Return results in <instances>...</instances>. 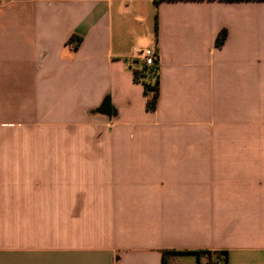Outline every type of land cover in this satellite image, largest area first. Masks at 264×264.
Segmentation results:
<instances>
[{"label": "crops", "instance_id": "0c3cea01", "mask_svg": "<svg viewBox=\"0 0 264 264\" xmlns=\"http://www.w3.org/2000/svg\"><path fill=\"white\" fill-rule=\"evenodd\" d=\"M165 250L264 264V0H0V264Z\"/></svg>", "mask_w": 264, "mask_h": 264}, {"label": "trees", "instance_id": "16d2710c", "mask_svg": "<svg viewBox=\"0 0 264 264\" xmlns=\"http://www.w3.org/2000/svg\"><path fill=\"white\" fill-rule=\"evenodd\" d=\"M157 32V31H156ZM157 36V34H156ZM227 38V32L222 30L216 40L217 48H222ZM69 44L75 43L74 48H78L81 38L73 36L68 41ZM134 80L141 83L144 87L145 94L148 96V110H155L159 100V63L154 67L147 68L141 65V68L134 72ZM182 254H194L198 258L199 264H217L223 262L228 264V253L225 251H197V252H177L165 250L163 251V264H166L168 257Z\"/></svg>", "mask_w": 264, "mask_h": 264}, {"label": "built area", "instance_id": "2783aa9c", "mask_svg": "<svg viewBox=\"0 0 264 264\" xmlns=\"http://www.w3.org/2000/svg\"><path fill=\"white\" fill-rule=\"evenodd\" d=\"M136 56L139 58L141 65L151 68L154 67L157 63H159V53L156 49L151 48H144L140 49L136 52ZM128 67L130 69H133V66L131 64H128ZM217 264H224L223 262L217 263Z\"/></svg>", "mask_w": 264, "mask_h": 264}]
</instances>
